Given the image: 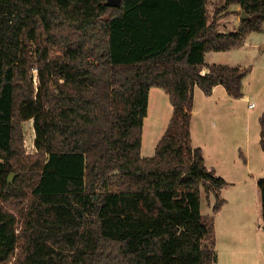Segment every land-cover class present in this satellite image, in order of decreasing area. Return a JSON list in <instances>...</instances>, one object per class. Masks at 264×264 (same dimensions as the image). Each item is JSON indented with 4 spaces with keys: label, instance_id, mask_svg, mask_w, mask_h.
<instances>
[{
    "label": "trees",
    "instance_id": "trees-1",
    "mask_svg": "<svg viewBox=\"0 0 264 264\" xmlns=\"http://www.w3.org/2000/svg\"><path fill=\"white\" fill-rule=\"evenodd\" d=\"M232 5L245 18L219 32ZM207 7L0 0V264H216L201 198L213 196L218 213L227 182L192 144L194 88L242 97L250 68L207 65L205 54L261 33L264 0H225L211 16ZM155 87L172 114L153 155L142 157ZM29 120L32 154L21 139ZM258 122L264 152V111ZM257 187L264 231V178Z\"/></svg>",
    "mask_w": 264,
    "mask_h": 264
},
{
    "label": "rangeland",
    "instance_id": "rangeland-1",
    "mask_svg": "<svg viewBox=\"0 0 264 264\" xmlns=\"http://www.w3.org/2000/svg\"><path fill=\"white\" fill-rule=\"evenodd\" d=\"M224 2L225 0H207L209 16L215 9L222 7ZM237 8V5H232L224 11L227 15L220 19L217 27L219 32L237 31L236 27L241 17L239 16L240 9ZM245 43L243 48L235 49L229 55H216L215 57L212 55L214 52L207 54V61L211 63L214 61L221 64L233 61L243 68H250L242 80V97L233 98L222 87L214 94L212 91L210 96H205L198 87L194 88L191 134L194 136L195 145L205 141L212 145L216 143L222 151L223 161L227 160L225 164L228 165L222 164L223 168L221 167L222 170L217 175L225 177L230 184L224 196L230 195L233 199L232 204L226 208V212L227 214L228 211L231 212L234 217L229 219L226 216L224 226L228 232L235 235L237 240L245 244L238 253L237 247H231L232 251L229 252L228 250L226 252L216 251L218 253L216 264H264V248L255 247L256 240L251 234V229H257L264 234L261 228V201L257 187L258 179L264 178V152L259 144L260 126L258 122L264 111V30L261 33H250ZM250 103L254 104L253 108H249ZM171 114L172 107L167 93L161 88H151L147 115L143 120L142 157L153 155L154 148L163 135ZM21 133L26 154H32L34 152L32 121L23 122ZM244 160L248 162L250 174L241 168ZM236 204H241L239 209L234 208ZM207 208L203 194L202 214H206ZM210 215L214 220L216 215L212 212ZM222 242L227 243L229 240L222 239ZM255 251L260 252L259 259Z\"/></svg>",
    "mask_w": 264,
    "mask_h": 264
},
{
    "label": "crops",
    "instance_id": "crops-1",
    "mask_svg": "<svg viewBox=\"0 0 264 264\" xmlns=\"http://www.w3.org/2000/svg\"><path fill=\"white\" fill-rule=\"evenodd\" d=\"M239 9V7L237 8ZM239 24L237 25L236 28H238ZM246 43L244 42L243 46L240 47V48H243L244 45ZM239 50V49H238ZM233 50L231 51H226V52H208L205 54V64L207 65H210V64H219V63H215L214 61L211 63V62H208L207 61V54H210V53H213L212 55L216 57V55H229L230 52H232ZM210 56V55H209ZM232 63H227V62H222L221 65H229V66H241L239 64H236L234 63L233 61H230ZM242 67V66H241ZM208 70L206 68L203 69V71L201 72L202 74L204 73H207ZM221 86H216L213 88V94L218 90L220 89ZM223 88V87H222ZM150 92V91H149ZM193 109H194V105H193ZM193 112V111H192ZM191 140H192V144L193 146L195 147H200L201 150H202V153H203V157H204V161H205V165L208 167V168H212L215 170V173L216 174H219L221 172V167L223 166L222 164L224 165H228V164H225L227 163V160H224L223 161V156H222V151L219 149L218 145L216 143H214V145L212 144H207L206 141L203 142V143H199L198 145H195V140H194V136H192L191 134ZM241 156V155H240ZM241 158V157H239ZM241 165V164H240ZM226 167V166H225ZM244 167V168H243ZM223 168V167H222ZM241 168L243 170H245V172L247 174H250V169L248 167V162L247 160L245 161L244 160V163L242 161V166ZM222 174V173H221ZM219 176V175H218ZM221 177V176H220ZM225 181V177L223 178ZM227 182V181H226ZM238 182V181H237ZM241 182V181H240ZM244 182V181H243ZM235 184V183H234ZM229 183L227 182V186L229 187ZM227 186L225 188L222 189L221 193H220V196L221 198H223L225 200V204L222 206V208L220 209V211L218 213H216L215 215V218H214V235H215V250L218 251V252H229V251H232L231 250V247H237V253L239 252V250H241L242 246H245V244L242 243L241 240H237L234 236V234H231V232H228V229L225 228L224 226V219H227V217L229 219H233L234 215L228 211V214L226 212V208H228V206L230 204H232V198L229 196H224L226 190H227ZM202 199V198H201ZM209 204H207V211H206V214H202V215H205V216H211V206L213 205L214 203V198L213 196H211L209 198ZM241 206V204H236L234 206V208L236 209H239ZM226 212V213H225ZM202 213V212H201ZM231 215V216H230ZM227 216V217H226ZM226 217V218H225ZM254 231V232H253ZM251 234H252V237H255V240H256V244H255V247H258V248H264V234H261L257 229L253 230L251 229ZM224 235H225V238H224ZM222 239H228L229 242L227 243H224L222 242ZM241 239L244 240V237L241 236ZM231 243V244H229ZM222 244V245H221ZM228 244V245H227ZM224 249V250H223ZM257 252L256 255H258V258L260 257V252L259 251H255ZM218 254V253H217ZM220 255V254H219ZM264 257V255H263ZM260 262V260H259Z\"/></svg>",
    "mask_w": 264,
    "mask_h": 264
},
{
    "label": "water",
    "instance_id": "water-1",
    "mask_svg": "<svg viewBox=\"0 0 264 264\" xmlns=\"http://www.w3.org/2000/svg\"><path fill=\"white\" fill-rule=\"evenodd\" d=\"M108 5H112V6H117L119 3V0H107ZM245 18V13L242 11L241 12V19ZM13 179V174H10L8 176V181L11 182Z\"/></svg>",
    "mask_w": 264,
    "mask_h": 264
},
{
    "label": "built area",
    "instance_id": "built-area-1",
    "mask_svg": "<svg viewBox=\"0 0 264 264\" xmlns=\"http://www.w3.org/2000/svg\"><path fill=\"white\" fill-rule=\"evenodd\" d=\"M254 107V104L253 103H250L249 104V108H253Z\"/></svg>",
    "mask_w": 264,
    "mask_h": 264
}]
</instances>
